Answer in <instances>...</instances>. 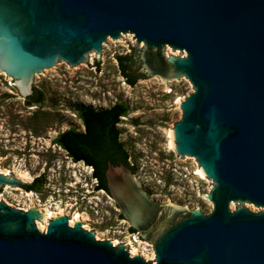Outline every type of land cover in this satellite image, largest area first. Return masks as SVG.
<instances>
[{
	"label": "water",
	"instance_id": "water-1",
	"mask_svg": "<svg viewBox=\"0 0 264 264\" xmlns=\"http://www.w3.org/2000/svg\"><path fill=\"white\" fill-rule=\"evenodd\" d=\"M128 36L139 72L195 89L179 102L174 148L213 179L214 209L153 200L124 163L107 170L113 198L156 264H264V210L230 208H264V0H0V71L25 99L39 77L63 63L81 71L96 56L104 62L111 39ZM22 180L0 172V192L24 190ZM35 218L48 217L0 200V264H154L81 219L70 227L54 214L40 232Z\"/></svg>",
	"mask_w": 264,
	"mask_h": 264
},
{
	"label": "rangeland",
	"instance_id": "rangeland-1",
	"mask_svg": "<svg viewBox=\"0 0 264 264\" xmlns=\"http://www.w3.org/2000/svg\"><path fill=\"white\" fill-rule=\"evenodd\" d=\"M128 37L124 43L111 39L104 62L96 56L81 71L63 63L56 74L39 77L36 88L45 97L41 106L29 105L14 85V77L0 71V172L17 176L13 172L19 171L28 175L24 180L37 175L46 179L42 192L6 188L0 192V200L21 209L36 202L73 217L79 213L83 226L87 223V229L98 233L100 240H128L132 233L129 224L112 199L103 192H92L89 168L74 162L52 141L59 131L82 129L78 107L105 108L123 101L130 111L118 125L120 140L139 180L146 189L156 191L151 197L194 205L206 214L213 211L214 203L207 197L213 179L199 173L197 158L184 163L172 144V128L183 113L179 102L195 89L190 81L171 88L166 80L152 82L146 75L135 85L128 84L117 59L133 54L138 45L135 37ZM241 205L254 212L264 210L250 202L234 201L230 208ZM134 246L146 248L145 257L150 261L156 258L148 244Z\"/></svg>",
	"mask_w": 264,
	"mask_h": 264
},
{
	"label": "trees",
	"instance_id": "trees-1",
	"mask_svg": "<svg viewBox=\"0 0 264 264\" xmlns=\"http://www.w3.org/2000/svg\"><path fill=\"white\" fill-rule=\"evenodd\" d=\"M117 59L128 84L135 85L140 78L145 77L139 72L140 63L134 59L133 54L119 55ZM35 95L37 101L43 99L42 91L37 88H35ZM129 109V105L125 102H118L112 108L101 111L82 109L80 113L86 123L87 131L78 132L70 128L62 132L54 142L66 149L75 161L83 160L87 164L91 163L90 152L94 151L96 155L111 156L115 162L123 161L135 171V167L129 162L128 152L123 149L119 141V131L116 127L120 116L127 115ZM116 144L119 148H114ZM122 151L123 157L119 158Z\"/></svg>",
	"mask_w": 264,
	"mask_h": 264
},
{
	"label": "flooded vegetation",
	"instance_id": "flooded-vegetation-1",
	"mask_svg": "<svg viewBox=\"0 0 264 264\" xmlns=\"http://www.w3.org/2000/svg\"><path fill=\"white\" fill-rule=\"evenodd\" d=\"M138 61V60H137ZM33 88H34V92L33 94L26 98V101L28 102L29 105H43L45 103V97L43 95V99L41 101H37V96L35 95V86L33 84ZM43 93V92H42ZM118 102H123V101H117L116 103ZM116 103H114L112 106H109V107H102V108H94L92 106H80L76 109V115L78 116V118L81 120V123H82V129H79V128H76V127H70V128H74L76 129L78 132H85L87 131V126H86V123L84 121V118L81 116V110L82 109H86V108H89V109H92L94 111H101V110H104V109H110L112 108ZM126 103V102H125ZM130 108V107H129ZM130 111V109H129ZM129 114V113H128ZM127 114V115H128ZM127 115H121L120 116V120L116 123V127L119 131V123L121 122V118L122 117H125ZM70 128H67L65 130H62V131H59L57 132L54 136H53V143L56 144L57 146H59L60 148H62L63 150L66 151L68 157H70L72 160L73 158L68 154V151L66 149H64L60 144L54 142V140L64 131L70 129ZM104 138H105V135H104ZM119 141L121 142L120 140V131H119ZM122 143V142H121ZM122 147L125 151L128 152V150L125 148L124 144L122 143ZM114 148H119L118 145L116 144ZM122 149V150H123ZM91 154V163L87 164L85 163L83 160H78V161H75L73 160L74 162H83L84 165H86L88 168H89V179L91 181V187H92V192H95V193H105L110 199H112V201L114 202V205L117 207V209L120 211V215L123 219H125L128 224H129V229L131 230V232H140L139 230L135 229L131 224L130 222L126 219V217L124 216V213L121 209V207L119 206V204L115 201V199L113 198L112 196V193L110 191V187H109V183H108V178H107V170H108V167H109V164L110 163H113L114 165H118V164H121V163H124L123 161H118V162H115L113 160V158L111 156L109 157H104V156H101V155H96L94 151L90 152ZM121 155H119V158H122L123 157V151L120 152ZM129 154V153H128ZM130 158V156H129ZM121 160V159H120ZM129 167V166H128ZM133 172H135L131 167H129ZM136 173V172H135ZM137 176V175H136ZM138 178V177H137ZM23 181V186L26 190V192H42L43 189H44V186H45V183H46V179L44 177H42L41 175H37V176H34L31 180H22ZM139 181V180H138ZM140 183V182H139ZM141 185V184H140ZM142 186V185H141ZM143 187V186H142ZM147 191V190H146ZM148 192V191H147ZM149 194V192H148ZM150 195V194H149ZM151 197V196H150ZM152 198V197H151ZM153 199V198H152ZM155 200V199H153ZM155 201H158V200H155ZM160 202V201H158ZM35 204L37 207H41L42 210L47 214V219L41 221L39 220V218H35L34 219V222L36 223L38 229L40 232H46L47 231V228H48V224H49V220L52 219L53 215L52 216H49L48 215V212H47V208L42 205V204H38L36 202H32L28 208H22L24 211H28L30 210L31 206ZM59 214V213H58ZM67 217H68V224L70 227H74L75 226V220H74V223L71 224V220L73 218L72 215L68 214V213H64ZM38 222H42L44 224H46V229L44 230H41L38 226ZM83 222V221H82ZM82 228H84L83 224H82ZM152 228V227H151ZM86 229V228H84ZM88 230V229H87ZM97 240V239H96ZM102 240V239H101Z\"/></svg>",
	"mask_w": 264,
	"mask_h": 264
},
{
	"label": "bare ground",
	"instance_id": "bare-ground-1",
	"mask_svg": "<svg viewBox=\"0 0 264 264\" xmlns=\"http://www.w3.org/2000/svg\"><path fill=\"white\" fill-rule=\"evenodd\" d=\"M180 102H181V100H180ZM171 136H172V144L174 145V143H175V141L173 140L174 139V136H173V131H172V133H171ZM175 146V145H174ZM13 173H16V175L18 176H20L21 178H23V179H25L26 177H28V175H25V174H23V173H21V172H17V171H14ZM199 173L201 174V175H203V176H205V172L203 171V169H199ZM5 175H8V173H4ZM48 208V207H47ZM47 212H48V214L50 215V216H52V215H54V214H58V213H65L63 210H59V211H52V210H50V209H47ZM81 217H82V215H80L79 213H77V214H75L74 215V217H73V222H74V220L75 219H81ZM82 220V219H81ZM42 227H43V230L44 229H46V225L45 224H42ZM117 241V240H116ZM128 243L129 244H133V241H128ZM134 245V244H133ZM136 247V246H135ZM137 249H138V251H137V253H139L140 254V251L142 252V255L141 256H145V255H147L146 254V248L144 249H142V248H138V247H136ZM155 257V256H154ZM153 257V258H154Z\"/></svg>",
	"mask_w": 264,
	"mask_h": 264
},
{
	"label": "built area",
	"instance_id": "built-area-1",
	"mask_svg": "<svg viewBox=\"0 0 264 264\" xmlns=\"http://www.w3.org/2000/svg\"><path fill=\"white\" fill-rule=\"evenodd\" d=\"M128 240H132V241L134 242V244H136L137 246H138V245L141 246V244H143V243L148 244V246H150V247L152 248V250H153V254H155V251H154V249H153L152 244H150L148 241L142 239V238L139 236V233H138V232H132V233L130 234V237H129ZM128 240H125V241H122V242H127V243H128ZM119 243H121V242H118L117 245H118ZM128 244H129V243H128ZM129 245H131V244H129ZM147 249H148V248H147ZM140 255H142V252H141V251H140ZM143 257L146 258L145 256H143ZM146 259L149 260V258H146ZM149 261H150V260H149ZM152 261H155V258L152 259Z\"/></svg>",
	"mask_w": 264,
	"mask_h": 264
}]
</instances>
